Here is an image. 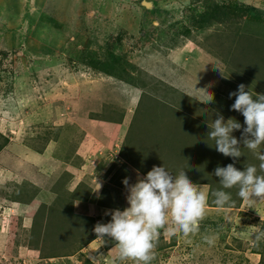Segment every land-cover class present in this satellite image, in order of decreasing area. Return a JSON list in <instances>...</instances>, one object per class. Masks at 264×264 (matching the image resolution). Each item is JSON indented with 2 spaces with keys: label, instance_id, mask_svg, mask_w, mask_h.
Listing matches in <instances>:
<instances>
[{
  "label": "rangeland",
  "instance_id": "374dc122",
  "mask_svg": "<svg viewBox=\"0 0 264 264\" xmlns=\"http://www.w3.org/2000/svg\"><path fill=\"white\" fill-rule=\"evenodd\" d=\"M206 1L0 0V264H132L94 226L128 207L122 181L153 166L185 170L208 209L194 236L161 229L151 264H264V201L214 175H264L261 161L208 138L218 113L246 127L231 110L238 85L264 94V0H213L220 21L201 20ZM216 190L232 204L217 207Z\"/></svg>",
  "mask_w": 264,
  "mask_h": 264
},
{
  "label": "clouds",
  "instance_id": "9594fccd",
  "mask_svg": "<svg viewBox=\"0 0 264 264\" xmlns=\"http://www.w3.org/2000/svg\"><path fill=\"white\" fill-rule=\"evenodd\" d=\"M229 96L235 98L231 110L243 115L246 127L235 119L225 121L218 113L209 124L208 138L215 141L214 148L219 153L234 161L242 156V141L244 148L257 155L261 161L259 171L264 172V154L257 151L264 144V94L256 93L254 97L244 84H240ZM209 102L212 101L205 100ZM234 131H242L240 140L233 135ZM214 175L223 189L238 188L243 202L252 205L264 201V175L258 174L257 166L246 164L243 171L234 164L218 166ZM122 183L128 207L106 210L104 214L110 216L111 221L97 222L94 226L98 239L107 237L115 241L121 261L151 264L161 229L166 235L182 234L186 238L199 233L200 224L207 215L208 194L204 185L194 184L185 170L173 175L164 166H153L146 176L138 174L135 184L127 177ZM212 196L217 207L232 204L229 192L216 190ZM215 239V236L204 237L209 245L214 244Z\"/></svg>",
  "mask_w": 264,
  "mask_h": 264
},
{
  "label": "trees",
  "instance_id": "16d2710c",
  "mask_svg": "<svg viewBox=\"0 0 264 264\" xmlns=\"http://www.w3.org/2000/svg\"><path fill=\"white\" fill-rule=\"evenodd\" d=\"M205 5H206L205 10L203 11V13L199 14L201 20L220 18V16L224 14V11L226 10L225 5H221L218 2L215 3L213 0H207L205 2ZM221 19L222 17L219 19V21ZM84 59L86 63L90 64V66H93L94 68L99 69L100 71H104L105 73L110 72L114 67L112 61L109 62L111 64H108L106 61L100 59L97 53H89L88 58L86 57Z\"/></svg>",
  "mask_w": 264,
  "mask_h": 264
}]
</instances>
